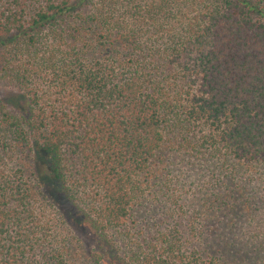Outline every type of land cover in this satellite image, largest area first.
<instances>
[{"label":"trees","instance_id":"1","mask_svg":"<svg viewBox=\"0 0 264 264\" xmlns=\"http://www.w3.org/2000/svg\"><path fill=\"white\" fill-rule=\"evenodd\" d=\"M87 1L0 0V264H79L36 155L127 264H264V0Z\"/></svg>","mask_w":264,"mask_h":264},{"label":"rangeland","instance_id":"2","mask_svg":"<svg viewBox=\"0 0 264 264\" xmlns=\"http://www.w3.org/2000/svg\"><path fill=\"white\" fill-rule=\"evenodd\" d=\"M111 11L107 10V7ZM129 6H126V0H89L83 3L80 7V13L82 15H105L106 17H111V19H121L124 17V14L127 12ZM114 10V12L112 11ZM47 33V29H44L41 32L42 43L48 44L53 41L57 44L58 48H63L68 51L67 42L69 45H73V42L67 41L66 43H60L58 45L57 41L52 38V35ZM76 49L78 46L74 45ZM0 49V53H1ZM0 99L9 107L17 109L16 107L23 101V96L13 88L12 84L0 78ZM21 165L25 167V174L31 179V172L39 177L41 181L42 191L45 194L46 198L51 202V204L59 209L60 213H63L69 222L72 224V227H66L69 234V239L71 242V248L73 253L76 254V261L79 264H83L89 260L97 258L94 254L97 252L99 257V264H127L124 256L127 257V248L125 247V242L117 244L116 248H111L108 244L100 242V240L91 234V229L89 225L83 219L81 213L72 206L63 194L59 191L57 183L51 177V174L48 170L49 162L47 158L36 155L33 159L29 156L24 157L21 161ZM186 161L182 164L185 166ZM42 202V198L40 199ZM43 203V202H42ZM155 211V210H154ZM59 213V214H60ZM65 228V230H66ZM136 229L133 231L131 242L137 237ZM246 236L240 237L239 239L245 240ZM88 261V262H89Z\"/></svg>","mask_w":264,"mask_h":264}]
</instances>
